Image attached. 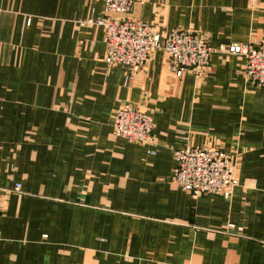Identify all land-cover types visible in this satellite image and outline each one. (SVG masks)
Segmentation results:
<instances>
[{
    "label": "crops",
    "instance_id": "obj_1",
    "mask_svg": "<svg viewBox=\"0 0 264 264\" xmlns=\"http://www.w3.org/2000/svg\"><path fill=\"white\" fill-rule=\"evenodd\" d=\"M104 10L0 0V264H264V88L240 56L179 78L162 49L126 85L103 27L86 23ZM120 17L216 47L264 44V0H135ZM125 103L152 115L154 144L114 135ZM188 145L237 160L229 198L175 183L174 151Z\"/></svg>",
    "mask_w": 264,
    "mask_h": 264
},
{
    "label": "built area",
    "instance_id": "obj_2",
    "mask_svg": "<svg viewBox=\"0 0 264 264\" xmlns=\"http://www.w3.org/2000/svg\"><path fill=\"white\" fill-rule=\"evenodd\" d=\"M104 14L86 23L104 29L105 61L109 66L125 68V84H133L156 49L168 56L170 70L177 77L187 72L201 77L214 53L245 59V73L251 84L264 87V44L254 46L233 42L213 47L197 30L174 28L167 36L141 18H121L129 14L135 0H102ZM85 22H81L84 24ZM113 132L118 138L140 145H152L153 118L131 104L120 106L114 113ZM154 152V151H152ZM174 181L193 197L216 194L229 198L239 186L237 160L215 146H186L174 151ZM20 184L6 192H19ZM4 210L0 205V212ZM232 227V225H229Z\"/></svg>",
    "mask_w": 264,
    "mask_h": 264
},
{
    "label": "rangeland",
    "instance_id": "obj_3",
    "mask_svg": "<svg viewBox=\"0 0 264 264\" xmlns=\"http://www.w3.org/2000/svg\"><path fill=\"white\" fill-rule=\"evenodd\" d=\"M170 33V32H169ZM163 37H165V36H163ZM104 39V38H103ZM208 41V40H207ZM209 42V41H208ZM210 43V42H209ZM211 46H213L212 44H211ZM213 47H216V46H213ZM218 47H220V46H218ZM152 54V53H151ZM216 54H221V53H214L213 55H212V57L214 56V55H216ZM150 57H151V55H150ZM150 57H149V59H150ZM168 57V56H167ZM212 57H211V59H212ZM243 58V57H242ZM169 59V58H168ZM148 62H149V60H148ZM148 62H147V64H148ZM210 62H211V60H210ZM147 64H146V66H147ZM209 65H210V63H209ZM208 65V66H209ZM145 66V67H146ZM122 68H124L123 66H121ZM208 68V67H207ZM207 68L205 69V72H204V74L202 75V76H204L205 74H206V71H207ZM145 69V68H144ZM143 69V70H144ZM124 70H125V68H124ZM142 70V71H143ZM142 71H140L139 73H141ZM172 72V71H171ZM138 73V74H139ZM187 73H189V74H192V75H194L193 73H191V72H187ZM174 74V73H173ZM125 75V74H124ZM138 76V75H137ZM195 76V75H194ZM201 76V77H202ZM177 77V76H176ZM197 77V76H196ZM201 77H197V78H201ZM124 78H125V76H124ZM137 78V77H136ZM136 80V79H135ZM135 80H134V82H133V84L135 83ZM133 84H130V86L131 85H133ZM126 85H129V84H126ZM261 88H264V87H261ZM125 104H131V103H125ZM124 105V104H123ZM132 106H134L133 104H131ZM122 106V105H121ZM135 108H137V109H139V110H141V111H143V112H146V113H149V112H147V111H144V110H142V109H140V108H138V107H136V106H134ZM119 108V107H118ZM117 108V109H118ZM116 109V110H117ZM150 114V113H149ZM151 115V114H150ZM152 116V115H151ZM153 118V117H152ZM113 121H114V117H113ZM153 124H154V121H153ZM112 129H113V123H112ZM114 133V132H113ZM152 135H153V140H154V128H153V133H152ZM118 138V137H117ZM122 139V138H121ZM123 140H125V139H123ZM125 141H127V140H125ZM127 142H129V141H127ZM132 143H135V142H132ZM138 144V143H137ZM140 145V144H139ZM154 151V150H153Z\"/></svg>",
    "mask_w": 264,
    "mask_h": 264
}]
</instances>
